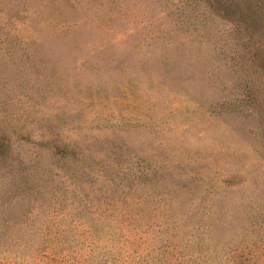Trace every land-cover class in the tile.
Segmentation results:
<instances>
[{
    "label": "rangeland",
    "instance_id": "rangeland-1",
    "mask_svg": "<svg viewBox=\"0 0 264 264\" xmlns=\"http://www.w3.org/2000/svg\"><path fill=\"white\" fill-rule=\"evenodd\" d=\"M0 264H264V0H0Z\"/></svg>",
    "mask_w": 264,
    "mask_h": 264
}]
</instances>
